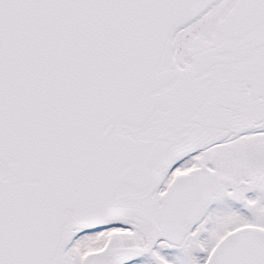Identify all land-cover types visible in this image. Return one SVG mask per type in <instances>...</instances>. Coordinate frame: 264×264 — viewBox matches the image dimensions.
Wrapping results in <instances>:
<instances>
[{
	"label": "snow or ice",
	"instance_id": "snow-or-ice-1",
	"mask_svg": "<svg viewBox=\"0 0 264 264\" xmlns=\"http://www.w3.org/2000/svg\"><path fill=\"white\" fill-rule=\"evenodd\" d=\"M0 264H264V0H0Z\"/></svg>",
	"mask_w": 264,
	"mask_h": 264
}]
</instances>
